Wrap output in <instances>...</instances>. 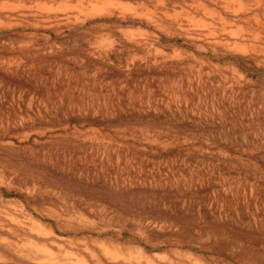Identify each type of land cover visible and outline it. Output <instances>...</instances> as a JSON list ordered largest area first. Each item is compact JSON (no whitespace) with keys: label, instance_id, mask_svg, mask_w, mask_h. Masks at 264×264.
Wrapping results in <instances>:
<instances>
[{"label":"rangeland","instance_id":"374dc122","mask_svg":"<svg viewBox=\"0 0 264 264\" xmlns=\"http://www.w3.org/2000/svg\"><path fill=\"white\" fill-rule=\"evenodd\" d=\"M0 264H264V0H0Z\"/></svg>","mask_w":264,"mask_h":264}]
</instances>
